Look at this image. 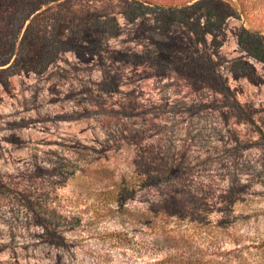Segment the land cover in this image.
<instances>
[{"label":"rangeland","instance_id":"374dc122","mask_svg":"<svg viewBox=\"0 0 264 264\" xmlns=\"http://www.w3.org/2000/svg\"><path fill=\"white\" fill-rule=\"evenodd\" d=\"M263 47L264 0H0V264H264Z\"/></svg>","mask_w":264,"mask_h":264},{"label":"trees","instance_id":"16d2710c","mask_svg":"<svg viewBox=\"0 0 264 264\" xmlns=\"http://www.w3.org/2000/svg\"><path fill=\"white\" fill-rule=\"evenodd\" d=\"M160 6L161 5H165V4H159ZM244 46V45H242ZM254 52V51H253ZM262 52H264V47H263V50ZM262 61H264V54L263 55H260V53H255ZM132 180H136L137 182L140 183H147V182H155V183H158L160 182V179L157 177V176H150V177H147V176H138V177H134ZM120 205V207L123 205L122 202L118 203ZM214 255V256H213ZM208 259H206L204 262H196L197 260V256L195 255L194 256V259L195 261L190 263V264H260L257 260H253V259H250L247 255H241L240 257H235V261L234 263H231L230 260H223V259H220L217 257V254L216 253H212L209 255V257H207Z\"/></svg>","mask_w":264,"mask_h":264}]
</instances>
